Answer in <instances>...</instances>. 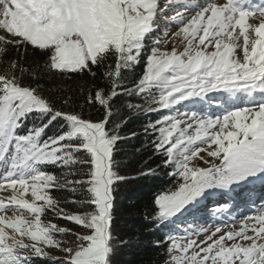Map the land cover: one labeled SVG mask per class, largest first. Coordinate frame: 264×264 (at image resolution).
<instances>
[{"label": "snow or ice", "instance_id": "6c2138e0", "mask_svg": "<svg viewBox=\"0 0 264 264\" xmlns=\"http://www.w3.org/2000/svg\"><path fill=\"white\" fill-rule=\"evenodd\" d=\"M44 76L78 83L83 103L46 95ZM125 108L157 116L143 147L175 181L153 199L157 227L264 180V0H0V264H114L119 146L140 135ZM154 246L163 264H264V204Z\"/></svg>", "mask_w": 264, "mask_h": 264}, {"label": "trees", "instance_id": "16d2710c", "mask_svg": "<svg viewBox=\"0 0 264 264\" xmlns=\"http://www.w3.org/2000/svg\"><path fill=\"white\" fill-rule=\"evenodd\" d=\"M33 60L35 57L29 54L25 63L31 65ZM136 71L139 73L141 69L138 68ZM133 78V75L129 76V80ZM41 83L45 94L51 95L53 99H58L61 95L72 96L75 104L83 103V98L79 95L78 83L62 81L48 76H44ZM70 88L72 89L71 92L68 91ZM128 99L121 97L117 103L123 104ZM131 100L137 102L135 97ZM122 115L130 117L127 126L124 128V133H140V135L134 139L125 140L119 146L120 151L117 159L121 161L122 172L127 176V179L120 185L115 194L113 228L118 239L116 241V254L113 257L114 264H163L166 259L165 248L154 246V242L162 240L169 233L171 224L160 227L155 225L151 220L152 202L160 191L167 189L175 181L167 175L170 169L162 166L161 159L154 156L150 148L143 147L146 138L142 134V125L148 120H155L157 116L155 114L148 116L131 115L126 108ZM137 149H141V151H137ZM145 161H148L147 167L156 169L154 175L143 176L138 174L139 170L145 168ZM49 170L57 174L60 171L56 168ZM53 195L61 200L70 198L67 193L63 192L54 191ZM66 207L69 211H76L72 205H66ZM54 222L60 227L68 229L74 227L63 220H55ZM34 264H51V261L36 259Z\"/></svg>", "mask_w": 264, "mask_h": 264}, {"label": "rangeland", "instance_id": "374dc122", "mask_svg": "<svg viewBox=\"0 0 264 264\" xmlns=\"http://www.w3.org/2000/svg\"><path fill=\"white\" fill-rule=\"evenodd\" d=\"M174 30V28L171 29V31ZM209 111H217V109L213 107L209 109ZM254 184L255 182L228 192L224 190H215L213 195L204 200L201 207L197 210L196 221H193L192 217L189 216L186 222L177 221L175 224H171L169 232H172L174 235L183 234V230L188 223H193L194 226L202 225L203 227L214 228L217 224L223 225L226 222H230L233 218L238 221L243 215L253 214L256 208L264 204V182L260 184L259 189H257ZM252 199H254L257 204H255ZM224 204L229 206L228 212L214 213L215 209ZM235 227L238 228L239 224L236 223ZM64 239L65 241H70L71 238L64 237ZM50 251L52 257H57L61 254L55 250Z\"/></svg>", "mask_w": 264, "mask_h": 264}, {"label": "bare ground", "instance_id": "6f19581e", "mask_svg": "<svg viewBox=\"0 0 264 264\" xmlns=\"http://www.w3.org/2000/svg\"><path fill=\"white\" fill-rule=\"evenodd\" d=\"M262 182H264V180H259V179H258V180L255 181V184H254V185H256V188H257V189L260 188V184H261ZM263 189H264V187H263Z\"/></svg>", "mask_w": 264, "mask_h": 264}]
</instances>
